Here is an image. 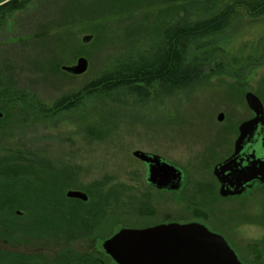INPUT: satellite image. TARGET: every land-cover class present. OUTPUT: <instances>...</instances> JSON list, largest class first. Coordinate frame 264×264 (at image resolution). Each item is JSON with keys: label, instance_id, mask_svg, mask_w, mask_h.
<instances>
[{"label": "rangeland", "instance_id": "rangeland-1", "mask_svg": "<svg viewBox=\"0 0 264 264\" xmlns=\"http://www.w3.org/2000/svg\"><path fill=\"white\" fill-rule=\"evenodd\" d=\"M206 1L36 0L41 5L14 17V30H0V91L13 86L46 108L36 116L12 99L0 108V264H25L24 253L33 255L32 264H117L103 247L123 229L188 223L198 210L217 225L233 221L224 214L232 206L217 200L204 163L221 144L232 150L233 125L250 116L246 94L264 103V0H220L231 20L207 44L200 42L197 57L210 61L195 84L156 83L148 97L89 88L99 77L153 59L167 47L170 29L204 19ZM83 5L94 16L76 15L72 21L83 20L62 30L37 28L42 15L55 19L57 11L71 14ZM86 36L92 39L84 43ZM80 58L89 61L87 73L63 70ZM81 93L77 108L53 113L56 102ZM138 151L182 168L187 187L181 193L151 187ZM39 177L53 179L52 186L41 188ZM69 191L86 193L88 202L68 199ZM38 204L47 205L33 227L29 209ZM10 216H16L15 230L7 228ZM251 239L241 240L240 250L248 264H258L264 241L256 251Z\"/></svg>", "mask_w": 264, "mask_h": 264}, {"label": "trees", "instance_id": "trees-1", "mask_svg": "<svg viewBox=\"0 0 264 264\" xmlns=\"http://www.w3.org/2000/svg\"><path fill=\"white\" fill-rule=\"evenodd\" d=\"M71 1H77V4H81L78 1L85 0ZM57 2H59V0H57ZM38 4L41 5V3L36 2V0H0V30L8 27L9 29L14 30V23L12 24L14 17L17 16L18 13L26 12L28 8H32ZM201 7L204 19L202 18V21L192 23L185 20L180 23V25L170 29L167 37V47L159 50L153 59L148 60L135 68H123V70L112 72L109 76L99 77V79L94 81L89 88L96 90L98 93L104 92L102 90L111 92L115 89L121 90L125 88L132 94L138 96L146 94L148 97L149 88L156 83H161L163 86L167 85L170 87L183 88L191 86L198 80H201L206 73V64L209 63L210 59L204 60L197 57L196 53L201 48L200 45H204L200 44V42H206L207 44L208 38L224 31L231 20L230 17L232 14L230 8L220 11V0H207ZM261 9L264 10V3L262 4ZM43 12L44 14L49 13L45 11ZM63 15L65 20L61 19V16ZM76 15H86L85 17L94 16L93 14L86 12L83 5L79 7V9L75 8L71 14L64 10L57 11L53 15L55 19H53L51 15L48 16L46 14L49 18L43 17L44 15H42V19L37 20L35 23L38 25V29L44 28V30L47 31L62 30V28L71 25L69 24L71 22L73 23L83 20L80 18L79 20L72 21L71 19ZM19 37L15 39H20ZM243 58L244 57L239 58V60H233L234 65L243 63ZM251 60L252 59H247L246 61L249 63ZM2 66L3 64H0V68ZM18 91L19 90L15 91L13 86H7L5 90L0 91V108L2 107L1 105L7 104L6 101L8 99H12L13 103H22L27 108L31 109L36 116H39L42 111H45L46 108L44 104L41 103L42 101L38 103V100L35 97L33 100H28L27 98L29 97ZM84 98L85 95H83V93L72 96L71 98L65 97L56 102L53 113L59 114L62 110L77 108V105H80ZM52 181L53 179L50 177L44 178V181L39 177L37 179V184L41 188V183H46L48 187H51ZM46 205L38 204L37 206H34V208L29 209V216H33L31 217L32 219L30 218L29 220L31 226H33V224V227L36 226V224L31 221L38 222L40 217H38L39 214H36L43 206L46 207ZM6 213L8 216V211ZM8 218L9 220L6 223L8 230H15V227L17 226L15 222L16 216H10ZM4 255L6 256V253H4ZM8 255L17 259L21 258V255L17 252L8 253Z\"/></svg>", "mask_w": 264, "mask_h": 264}, {"label": "water", "instance_id": "water-1", "mask_svg": "<svg viewBox=\"0 0 264 264\" xmlns=\"http://www.w3.org/2000/svg\"><path fill=\"white\" fill-rule=\"evenodd\" d=\"M91 39L92 36H86L84 43ZM88 66V59L80 58L77 65L65 66L63 70L75 76L83 75L87 73ZM245 100L256 113V119L241 128L240 142L245 140L252 126L264 121L262 100L253 93H247ZM3 116L0 112V119ZM223 120L224 115H220L218 121ZM134 156L148 166L147 182L151 187L162 191H175L181 187L184 174L177 166L167 163L160 156L142 151ZM225 169V166L222 167L221 172L224 173ZM67 198L88 202V195L82 191H69ZM103 248L117 264H242L222 237L194 224L182 226L173 223L142 230L123 229L106 241Z\"/></svg>", "mask_w": 264, "mask_h": 264}, {"label": "flooded vegetation", "instance_id": "flooded-vegetation-1", "mask_svg": "<svg viewBox=\"0 0 264 264\" xmlns=\"http://www.w3.org/2000/svg\"><path fill=\"white\" fill-rule=\"evenodd\" d=\"M248 111L250 112V116L244 119V121L237 122L233 125L236 138L232 144V150H228V152L221 149V147H224L221 144V146L216 148L217 150L213 148L208 160L204 163V170H210L212 173L213 182L211 185H213L217 200L232 206L228 207L224 214H228L233 221L229 225L227 221L223 225H217L212 222V218L208 214L200 213V210H198L194 211V219L188 223L177 222L182 226H189L191 224L203 226L212 234L214 233L222 237L229 244L242 264L248 263L240 250V241L247 240L249 237L253 238L249 241V246L254 247L256 251L261 249L260 245L264 241V181H262V177H264V121L263 123L252 126L251 132L247 134L244 141L240 142L242 137L241 128L245 123L252 122L256 119V113L249 106ZM224 120L220 122L222 123ZM239 142L240 150L238 148ZM220 149L221 152L218 151ZM144 165L147 173L148 166L146 164ZM206 165H209V167L206 168ZM224 166L226 169L222 173L221 169ZM178 168L184 174L180 185L181 187L175 189V191L160 190L161 192L181 193L187 187L188 174L182 168ZM201 198H204V196ZM238 226L241 227L236 229ZM254 235H257V237ZM255 239L259 241L257 242ZM27 255L29 254L24 253V261L27 264H32L30 259H33V255ZM261 257L264 256L262 254L260 255L258 264L264 261V258Z\"/></svg>", "mask_w": 264, "mask_h": 264}]
</instances>
